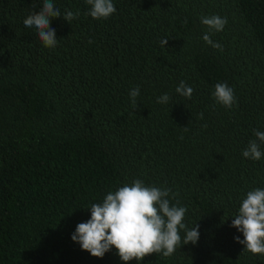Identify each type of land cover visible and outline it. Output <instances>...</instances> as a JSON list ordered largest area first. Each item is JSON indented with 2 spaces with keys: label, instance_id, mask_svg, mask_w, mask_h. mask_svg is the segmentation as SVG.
<instances>
[{
  "label": "trees",
  "instance_id": "16d2710c",
  "mask_svg": "<svg viewBox=\"0 0 264 264\" xmlns=\"http://www.w3.org/2000/svg\"><path fill=\"white\" fill-rule=\"evenodd\" d=\"M53 3L80 15L52 18L58 43L47 48L23 24L43 0H0V264H137L71 239L86 207L137 178L177 193L170 204L200 233L139 264H264L240 254L231 227L246 193L264 188V158L242 155L264 131V0H113L100 20L85 0ZM212 15L227 18L209 33L222 51L202 39ZM216 83L233 88L232 108L215 102ZM164 93L169 103H156Z\"/></svg>",
  "mask_w": 264,
  "mask_h": 264
},
{
  "label": "clouds",
  "instance_id": "9594fccd",
  "mask_svg": "<svg viewBox=\"0 0 264 264\" xmlns=\"http://www.w3.org/2000/svg\"><path fill=\"white\" fill-rule=\"evenodd\" d=\"M85 3L90 6L85 15L96 20L108 19L116 12L113 0H85ZM61 15L71 23L79 17L80 12L66 9L62 14L53 0H43L39 12L29 14L23 20V24L25 28L35 30L44 47L55 48L58 39L55 29L51 27V19ZM201 23L208 28L202 39L222 51V45L214 42L209 33L222 31L227 18L219 15L202 16ZM91 42L89 40V43ZM166 44L167 38H162L161 46L165 47ZM175 91L180 96L190 99L194 89L181 81ZM139 94V86L129 92L133 109L138 107ZM212 96L217 104L226 108H232L237 103L234 90L227 83H216ZM170 99V96L164 93L156 98V103L167 104ZM199 117L203 119V113H200ZM183 130L186 132L188 128L183 127ZM253 134L256 139L248 142L242 155L247 159L259 161L264 158V151L261 150V145H264V131L254 129ZM180 139H183V136ZM170 194L173 199L178 195L167 187L146 185L139 178L130 184L125 183L115 191H109L102 202L84 207L90 209V218L76 225L71 239L77 242L82 250L97 258H103L113 247L124 262L136 260L139 264L146 256L152 254L170 258L182 245L196 244L200 236L197 223L188 228L184 222L187 208L179 206L178 202L170 204ZM232 217L234 219L231 221V227H235L243 234V239L240 236L234 237L244 246L240 254L250 252L253 255L264 256V188L257 187L248 191L237 213ZM181 230L184 232L183 237L180 234Z\"/></svg>",
  "mask_w": 264,
  "mask_h": 264
}]
</instances>
